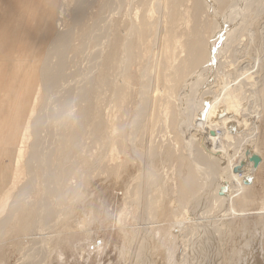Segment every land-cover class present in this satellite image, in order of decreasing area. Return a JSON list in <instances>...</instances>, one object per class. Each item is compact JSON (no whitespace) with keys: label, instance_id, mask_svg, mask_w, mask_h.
Instances as JSON below:
<instances>
[{"label":"bare ground","instance_id":"bare-ground-1","mask_svg":"<svg viewBox=\"0 0 264 264\" xmlns=\"http://www.w3.org/2000/svg\"><path fill=\"white\" fill-rule=\"evenodd\" d=\"M71 1L72 11L69 8ZM91 1H60V4L65 7L69 6L67 11H71L72 24L77 25L79 29L81 27L85 35L86 33L90 35L89 41L94 45L95 52L88 58H92L98 71L92 76L85 74L77 88L68 89L67 87L63 107L71 105L76 109L73 117H68L70 120L67 118L69 121L66 131H63V134H60L62 136L57 139L55 151L60 154V157L52 161L56 164L55 171L54 167V170L51 169V161H49L51 153L48 156L39 149L38 129L44 117L41 114L34 117V113L41 94L46 97L50 93L53 95L66 78L64 69L67 63L66 53L69 49L73 51L75 48L78 53L81 51L82 46L75 47L71 40L74 39L73 33L76 29L73 28L76 27L67 26L69 28L66 30L57 28L52 19L53 7L57 0H0V98L6 96L11 99L6 109L0 108V264H8L9 260L14 258L15 251L22 257L23 264H48V262L52 264L51 253L56 249L53 244L60 241L63 235L61 229L54 230L59 225L56 227L54 225L65 213L51 209L47 198L44 201L37 198L39 201L35 203L33 201V204L28 207L26 202H22L21 195L27 197L28 193L34 189L29 184L31 180H27L20 190L15 191L27 171H30L29 174L32 172L28 176L34 175L30 161L35 160L39 163L41 174H38L41 177H47L49 179L47 181H68L66 178L69 174L78 171L84 164V160L79 163V150L84 138L89 139L86 136L92 135L94 144L106 147L108 159L112 161L115 159V140L109 137L106 139V136L114 130H117V133L119 132L117 135H120L118 139L120 149L124 147L123 144H127L126 141L129 138L131 143V138H134L137 133L140 134L142 141L139 142V148H141L136 146L137 143L134 145L131 143V145L135 150L133 153H138L137 156L142 161V169L140 175L127 183L123 204L121 202L122 209H120L123 213V210L128 212L134 208L137 212L136 222L134 221L136 225L131 226V232L128 228H123L120 224V214L110 225L117 229L116 231L122 232L119 234L125 237L122 238L121 250L115 256L117 260L111 261V264H209L210 259H214L212 261L215 264H257L256 260L259 256L264 262V197L261 198L260 208L246 209L253 195L252 185L258 186V173L264 168V60L260 66L252 60L245 63L243 67H238L236 62H233L235 58H239L240 64L243 63L241 61L244 57L243 60L246 61L249 58L246 57V44L243 40L242 44L234 45L240 22L253 6H251L253 2L255 4L258 1L255 13L259 12V7L264 10V5L259 3L260 0H244L240 9L236 6L240 0H229L222 11L217 8L222 0H154L158 13L153 6L154 1H151L142 14L137 10L127 16L126 12L123 21L106 19L109 15H104L105 17L101 19L102 15L99 14L101 15L99 21L105 22V31L102 30L104 31L102 35L98 29L95 32L96 28L92 33L86 32L88 23L82 26L88 14L87 8L90 5L88 3H93ZM123 1L109 2L108 0L104 2L103 8L108 12L114 7L113 5H116L117 7L115 6L113 10H118ZM127 1L134 4H138L139 1L138 6L144 4L140 0ZM105 9L101 11L105 12ZM235 9H237L236 22L231 25L229 17ZM62 12L61 10L58 13L61 15ZM56 14L55 11L54 15L57 16ZM81 23L83 24L80 25ZM110 30L113 32L109 33ZM82 31L81 36L84 35ZM102 36H104L102 39L106 37L104 39L106 41L100 45L102 41L99 40ZM262 52L264 53V49ZM145 53L149 55L148 63L141 65L140 73H133L130 70L131 66L134 63L140 65ZM252 66L259 71L257 75L253 73ZM239 68L242 72H239ZM181 91L182 94H180ZM106 92L110 93L108 102L110 99V103H114L116 112H118L117 105L125 103L122 102L123 100L127 102L125 97L129 93L133 95V116L130 125H125L123 123L125 121L120 122L122 119L113 121L114 117L111 115H116L115 112L102 111L101 104L107 101L103 96ZM213 96L215 97L212 103L215 105L211 106L210 100ZM127 105L128 103H125V106ZM157 115H162L163 118L161 119L165 127L162 128V132L164 130L167 132L169 127L166 126L169 124L172 135L174 134L171 144V140L164 142L163 134L161 135L160 131L155 133L156 130L153 129ZM196 119H200L203 124L196 122ZM105 122L110 123L111 126L107 127ZM128 122L126 123L129 124ZM232 122L241 131L229 133L227 125ZM30 127H33V133L30 132ZM108 128H111V131H108ZM209 130H213L215 134L210 135ZM158 133H160L159 139H156L159 142L155 140ZM31 136L32 143L25 146L26 140ZM90 142L92 144L93 140ZM89 146L86 143L84 148ZM26 147L30 152L28 160ZM246 147L249 149L247 150ZM227 149L229 151L233 149V153H228ZM116 152L118 154V151ZM84 154H86L85 151ZM250 154L259 156L260 160L256 166L248 160L247 157ZM95 158V164L99 165L100 169L105 166V160L101 158V155ZM108 162L106 159L105 170L106 173L112 172L111 176L105 178L103 175L104 179L100 180V177L94 178L97 168L92 169L94 171L86 168L78 172L80 181L97 183L99 189L106 194L108 186L116 181L118 183L122 177L117 163L113 166L111 164L114 162ZM240 163L243 164L242 171L235 173L233 168ZM168 164L174 166L175 186L165 180L166 175L163 176V171L167 169ZM169 166L167 171L170 169ZM244 177L248 181H243ZM123 179L127 180L129 177ZM260 180V186L264 187L263 179ZM45 181L46 179L44 186ZM124 181L122 185L126 183H123ZM64 184L61 185L64 186ZM56 187L52 191V194L55 193L56 196H53L58 199L61 196L63 199L65 192ZM66 187L68 186L65 185L64 188ZM170 193L176 198V201L171 203L170 198L167 197ZM104 198L105 202L108 201L107 195ZM165 199L170 203L173 214H170L172 218L170 222H167L169 226L163 227L160 224V218L165 217ZM82 200L74 206L80 210L79 204H84L86 205L84 207L94 209L97 214L95 220L99 223V219L105 215L103 212H99L102 216L97 213L102 207L96 206L94 199ZM65 202H67L66 199ZM110 202L109 200L108 203ZM56 205H58L57 202ZM254 210H256L254 215H258V223H260L256 225L257 222H253V228H257L258 231L257 240L254 238L255 234L247 233L248 224L245 221L242 225L239 222L241 225L239 229L236 227L238 223L235 225L233 222L225 221L228 217L244 218L253 214ZM168 218L170 217H167V220ZM93 223L95 221H92V216H83L79 227L84 230L92 227ZM12 227H15L18 237L21 236L23 240L31 232L34 235V231L35 234L38 232L43 234H39V239L30 240L32 244L29 246L10 250L4 243L5 229ZM44 227L51 228L50 231L54 230L57 233L51 236L53 238H51L53 241L51 244L46 239L49 230L47 229L46 233ZM16 230L14 235L17 233ZM251 230L252 228L250 232ZM184 231L190 240L188 239L187 252L184 251L183 256L179 251H181L180 246L185 244V239L181 235ZM66 236L61 241L67 246L69 239L66 240ZM130 237L131 239L128 240ZM248 238L251 242L254 240L253 243L250 244V241L246 240ZM20 239L18 242L21 241ZM87 242L89 243V240ZM100 244L92 246L98 251L104 250ZM55 246L57 250L60 247L57 244ZM130 247L132 248L129 249ZM60 251L58 253L55 251L58 254L59 263L65 259Z\"/></svg>","mask_w":264,"mask_h":264},{"label":"rangeland","instance_id":"rangeland-1","mask_svg":"<svg viewBox=\"0 0 264 264\" xmlns=\"http://www.w3.org/2000/svg\"><path fill=\"white\" fill-rule=\"evenodd\" d=\"M60 1L61 0H57V2H56V4H54L55 6L53 7V16H52V19H53V21H55V25L57 26V28H59V30H66V28L68 29L70 26H73V27H76V28H73V29H78V31H76L75 30V32L73 33V35H74V39H71V40H73V42H72V44L73 45H75V47H76V45L78 46H82V48H81V51L78 53V52H76L75 50V48H74V46L72 45V49H73V51H75V52H73L71 49H69V51L66 53V61H67V63H66V67H65V69H64V72H65V77L66 78H64V81L62 82V84H61V86H59V88L57 89V91H55L54 93H53V95L56 93V94H58V95H51L52 93H50L49 95H47V97L46 96H44V95H42L41 94V96L39 97V99H38V101H37V108H36V111H35V113H34V117L35 116H40V114L44 117L43 118V121L41 122V125H40V127H39V129H38V136H39V139H40V143H39V149H40V151L43 153V154H47L48 156L50 155V153H51V156H49V161H51L50 162V164H51V169H53L54 170V168H55V171H56V164H54L52 161L54 160H56V159H58L59 157H60V154H58L56 151H55V147H56V143L58 142V140L57 139H59V137L60 136H62V135H60V134H63L62 132L63 131H66V129H67V126H68V121L70 120L69 118L71 117H73V113H74V111H75V106H71V105H69V107H63V100L65 99V97H66V95H67V90L68 89H70V88H77L78 86H80V84L82 83V78H83V76H85V74L86 75H94V74H96L97 72L96 71H98V67H96L97 65H95L94 64V62L92 61V58H88V57H91L92 56V54L95 52V47H94V45L92 44V42H90L89 40H91V38L90 37H88V36H90L89 34H87L86 33V35H85V33L81 30V27H80V29L77 27V25L75 26V25H73L72 24V19L70 20V18H71V11H72V9H71V7H72V1L70 2V10L71 11H67V6L65 7L63 4H60ZM108 0H92L91 2H93L92 4L91 3H88V5H89V7L87 8L88 10H87V12H88V17H87V15H86V17H85V19L83 20L84 22H85V24H83V23H81L80 25H82V26H86L87 25V23H88V25L86 26V28H87V30H86V32H89V33H92V32H94L93 30H94V28H96V30H95V32L96 31H98V30H100V34L102 33V35H104V31H105V22L104 21H99V20H101V19H103V16L104 15H109L108 16V18H106V19H109V18H112L114 21H115V19L116 20H122V19H124V17H125V15H127L128 16V14H133L135 11H137L138 10V12L140 13V14H142L143 13V11L145 10V9H147L148 7H149V4H150V2L151 1H154V0H140V2L143 4L142 6L141 5H139L138 6V4H139V1L138 0H136V1H138V4L137 3H130V2H128L127 0H124L123 2H122V4L118 7V10H113L114 8H115V6L116 5H113L114 7H112V9L110 8L109 9V11L108 12H106V9L105 8H103L104 7V2H107ZM112 0H109V2H111ZM146 1V2H145ZM229 0H222V1H220L219 3H218V5H217V8L218 9H221L222 11H223V9L224 8H226V6H227V2H228ZM256 2H258V1H256ZM256 2H255V4H254V2L251 4V6L252 7H250L251 9H249L248 11H247V15L246 16H244L243 17V19H242V21L240 22V24H239V29H238V36H237V38H236V40H235V42H234V45H236L237 43H239V44H242L243 43V41L245 42V44H246V53H247V55H246V57H249L248 59H247V61L246 60H243V59H245V57L242 59V61L241 62H243V63H240L239 64V62H240V60H239V58H235V60L233 61V62H236L235 64H237L238 65V67H243L244 66V64L245 63H247V62H249V61H251L252 60V62H256V64H258L259 66H260V64L262 63V61L264 60V53L262 52L263 51V49H264V10H262V9H260L261 7H259V9H258V13H255L256 11H257V6H256ZM154 3H155V1H154ZM244 3V0H240L237 4H236V6H237V8H240V7H242V4ZM259 3H261L262 5H264V0H260V2ZM59 5V6H58ZM103 5V6H102ZM124 7H123V6ZM134 5V6H133ZM223 5H224V7H223ZM132 6H133V9H132ZM138 6V7H137ZM154 6V8L155 7H157L156 6V3L153 5ZM117 7V6H116ZM121 7V8H120ZM101 9H105V12L104 11H101ZM121 9H123V10H121ZM241 9V8H240ZM63 11L62 12V14L60 15L58 12H60V11ZM155 10H156V13H158L157 12V8H155ZM237 9H235L233 12H232V15L229 17L230 18V24L231 25H234L235 24V22H236V19H235V11H236ZM55 11H56V15L57 16H55L54 15V13H55ZM124 11V12H123ZM227 11V10H226ZM225 11V12H226ZM103 14H102V13ZM127 12V13H126ZM138 12H136V13H138ZM126 13V14H125ZM94 14V15H93ZM99 14H101L102 15V17H101V15H99ZM125 14V15H124ZM60 15V16H59ZM96 15H98V16H96ZM114 15H115V17H114ZM69 16V17H68ZM101 17V19H100V17ZM94 17V18H93ZM105 17V16H104ZM119 17V18H118ZM58 18V19H57ZM90 18V19H89ZM57 19V20H56ZM92 19H94V20H92ZM70 20V21H69ZM123 21V20H122ZM59 22H60V24H59ZM99 23H101V24H99ZM71 24V25H70ZM62 25V26H61ZM91 25V26H90ZM95 27H94V26ZM60 26V27H59ZM67 26H69V27H67ZM91 28H90V27ZM100 26H101V28H100ZM104 27V28H103ZM89 28H90V30H89ZM103 28V29H102ZM98 29V30H97ZM122 29H123V27H122ZM71 30H72V28H71ZM102 30H104V31H102ZM81 31H82V34H84L83 36L85 37H83V36H81ZM236 31V30H235ZM80 32V34H78V33ZM111 32H113V30H110V32L109 33H111ZM108 33V34H109ZM78 39H77V38ZM104 36H102L101 37V40H99V41H102L101 43H100V45L103 43V41H104V39H106V37L104 38V39H102ZM80 38V39H79ZM84 38V39H83ZM88 38V39H87ZM83 39V40H82ZM75 40V41H74ZM85 40V41H84ZM243 40V41H242ZM81 41H83V42H81ZM89 41V42H88ZM106 41V40H105ZM105 41H104V43H105ZM76 42L78 43V44H76ZM87 42V43H86ZM81 43H83V44H81ZM103 43V44H104ZM91 45H92V50H91ZM86 47H88V49L86 50ZM143 49H145V47L143 46ZM89 50H91V53H89L90 51ZM85 51H88V52H85ZM72 52V53H71ZM86 53V54H85ZM87 53H89V54H87ZM91 54V55H90ZM81 55H82V57H81ZM88 55V56H87ZM163 55L165 56V54L163 53ZM162 55V56H163ZM148 54L147 53H145L144 54V56H143V58H142V62H141V64L140 65H135V63L131 66V68H130V70L133 72V73H140L139 71H141L140 70V68H141V65H145V64H147L148 62H147V60H148ZM90 60V61H92V62H90L87 58ZM85 58V59H84ZM83 60H84V62H83ZM82 61V62H81ZM85 62H87V63H85ZM90 62V63H89ZM83 63V64H82ZM143 63V64H142ZM89 64V65H88ZM87 65V66H86ZM81 66V67H80ZM83 66V67H82ZM79 67H80V69H79ZM88 69H87V68ZM84 68V69H83ZM252 71H253V73L254 74H258L259 73V71H257V69L255 68V66H252ZM92 70H94V71H92ZM76 72V73H75ZM84 72H86V73H84ZM94 72V73H93ZM96 72V73H95ZM131 72V73H132ZM239 72H242L241 70H240V68H239ZM67 87H68V89H67ZM5 90V89H4ZM66 90V91H65ZM59 92V93H58ZM214 92V91H213ZM212 92V93H213ZM60 94V95H59ZM106 94H108V95H106ZM109 92H106L103 96H104V98H106V99H104V100H107L106 101V103H103V104H101V109H102V111H104V113L105 112H107V113H110V112H115L116 113V115H111L112 117H114V119H112L113 121L114 120H117V121H120L121 119V121L120 122H123V121H125V122H123L125 125H130V123H131V120H132V109H133V103H132V101H134V97H133V95L132 94H128L127 96L129 97H125V100H127V102L126 101H122V102H125V103H128V105L127 106H125V103H123L124 104V107H123V104L121 105V104H118L117 106V111L118 112H116V111H114V110H116V106H113L114 105V103L112 102V103H110L111 102V100L109 99V102H108V97H110L109 96ZM50 95H51V98H50ZM57 97V98H56ZM214 97L215 96H213L212 97V99L210 100L211 102H210V104H211V106H214L213 105V99H214ZM129 99H130V101H129ZM107 102H108V105H107ZM10 103H11V99H9L8 97H6V96H3L2 98H0V108H2V107H5V109L10 105ZM47 105V106H46ZM110 105V106H109ZM130 105V106H129ZM246 105H247V103H246ZM106 106H108V107H106ZM120 106H122V108H119ZM210 106V105H209ZM45 107V108H44ZM128 107V108H127ZM131 107V108H130ZM125 108V109H124ZM72 109V110H71ZM110 109V110H109ZM127 109V110H126ZM119 110H120V112H119ZM124 110V111H123ZM67 111V112H66ZM122 111H123V113H122ZM124 112L127 114H124ZM122 113V114H121ZM71 114V115H70ZM130 114V115H129ZM162 114V113H161ZM118 115V116H117ZM120 115H125V116H123V117H129V118H124L123 119V117L122 116H120ZM129 115V116H128ZM33 116V115H32ZM115 116H116V118H115ZM131 116V117H130ZM155 116V115H154ZM34 117H32V118H34ZM69 117V118H68ZM120 117H122V118H120ZM157 117V118H156ZM155 117V124H154V126H153V129L154 130H156L155 131V133H157V132H161V135L163 136L162 138L165 140L164 142H168V141H170V144H171V142L173 141L171 138L173 137L174 138V134L172 135V131H171V129H170V126H169V124H167V132L164 130L163 132H162V130L164 129V124H163V122H162V115H157ZM67 118L69 119L68 121H67ZM118 118V119H117ZM162 118V119H161ZM62 119V120H61ZM128 119H130V120H128ZM66 120V121H65ZM111 120V121H112ZM129 122H128V121ZM199 121V123L200 124H203L201 121H200V119L198 120V119H196V122H198ZM126 122H128L129 124H127ZM163 124V126H162V124ZM67 124V125H66ZM159 124V125H158ZM105 125H107V127H110L111 125H110V123L108 124V122H105ZM66 126V127H65ZM31 128V129H30ZM29 129H30V132H32L33 131V127H30ZM163 128V129H162ZM111 128H108V131H111L110 130ZM55 132V133H54ZM116 134H115V133ZM114 132L113 131H111V137H110V135L108 136H106V139L109 137V139H113V140H115L114 142H115V145H114V149H115V159L112 161V160H109L108 159V151L107 150H105V146L104 145H101V144H97V143H95L94 144V138H93V136L92 135H89V136H86V137H88L89 139H86V138H84V140H83V142H82V145H81V147H80V162L79 163H81V160H84V164L82 165V168L80 167V169L78 170V171H76V172H72V173H70L69 174V176L66 178L68 181H66V180H61V181H59V180H51V181H47V180H49V179H47V177H41V175H39V174H41V169H40V166H39V163L37 162V161H35V160H31L30 162H31V165H32V167H33V170L32 171H34L33 172V174L34 175H31V176H28V175H30V174H32V172L29 174V172L27 171L26 172V175L24 176V178H22V180L20 181V183H19V185L16 187V190L15 191H17V190H20L21 188H22V186H23V184L24 183H26L27 182V180L29 181V180H31V182H29V184L30 185H32L33 187H34V189H33V191L32 192H30V193H28V195H27V197L26 196H24V195H21V197L20 198H22V202H26L27 204H26V206L28 207V206H30V205H32L33 204V201H34V203L35 202H37V201H39V200H41V199H43V201H44V199L46 200V198H47V203H48V205H49V207L51 208V209H54V211H63L65 214H63L64 216H62L61 218H60V220L59 221H57L56 222V224L54 225L55 227L57 226V225H59V226H57L54 230L56 231V229H61V231L63 232L62 234L65 236V235H67L66 237V240L67 239H69L68 240V244H67V246H66V243L65 242H62L61 241V239L62 238H64V236L62 237H60V241H57V242H54V244H53V247H55L56 249L54 250V252L53 253H51V263L52 264H68L69 262V264H111V261H116L117 260V257H115V256H117V254H118V252L121 250V248H122V241H123V239L125 238L122 234H119V233H122V232H120V231H116L117 229H115V228H112L110 225L112 224V223H114V220L116 219V217H117V215L118 214H120L121 215V221H120V224L123 226V228H128V230L131 232V226L132 227H134L135 225H134V223L136 222V219H135V217L137 216V212L134 210V208H131V210L130 211H128V212H126V211H124L123 210V213H122V211L120 210V209H122V204H123V200H124V194H125V190H126V185H127V183H129L134 177H136L137 175H140L141 174V169H142V161H141V159H140V157H138L137 155H138V153H136V152H134L133 153V151H135L134 149H132V145H134V144H136V146L139 148V142H141L142 140H141V137H140V134L139 133H137V134H139L138 136H136L135 135V137L134 138H131L132 139V145H131V143H130V138H129V140L128 141H126L127 142V144L125 143V145L123 144V148H121L120 149V144H119V141H118V139L120 138V135H117V134H119V132L117 133V130L115 131L114 130ZM165 132V133H164ZM33 133V132H32ZM65 133V132H64ZM113 133H114V135H113ZM49 134V136H47ZM54 134V135H53ZM57 135V136H56ZM113 135V136H112ZM130 135H131V132L128 134V136L130 137ZM160 135V133H158V135L156 134V136L157 137H155V140H158L159 139V136ZM54 136V137H53ZM56 137V138H55ZM113 137H118V138H113ZM127 137V136H126ZM166 137H168L169 139H167ZM31 138V139H30ZM90 138H92V139H90ZM156 138H158V139H156ZM30 140V141H29ZM91 140H93V142H92V144H91ZM117 140V141H116ZM136 140H138V141H136ZM141 140V141H140ZM168 140V141H167ZM87 141V142H86ZM134 141V142H133ZM136 141V142H135ZM30 142V143H29ZM113 142V141H112ZM116 142H118V144L116 143ZM157 142V141H156ZM158 142H159V140H158ZM32 143V136L31 137H29L27 140H26V142H25V146H29V144H31ZM86 143H87V146H89V145H91V147H90V149H89V147H86V148H84L85 146H86ZM89 143V144H88ZM96 145V146H95ZM41 147V148H40ZM126 147V148H125ZM82 148V149H81ZM118 148V149H117ZM141 148V147H140ZM139 148V149H140ZM42 149V150H41ZM86 149V150H85ZM88 149V150H87ZM94 149V150H93ZM123 149V150H122ZM234 149H236V147L234 148ZM26 150H27V152H26V154H27V160H28V158H29V149H27V147H26ZM127 150V151H126ZM84 151H85V153L86 154H84L83 155V153H84ZM91 151V152H90ZM93 151H95V152H93ZM107 151V152H106ZM116 151H118V154H117V152ZM227 151H228V153H233V149H231L230 151L227 149ZM120 152V153H119ZM82 154V155H81ZM136 154V155H135ZM229 154V155H230ZM88 155V156H87ZM101 155V158L102 159H104L105 160V166H102L101 167V169H100V167H99V165H96L95 164V157L96 156H100ZM106 155V156H105ZM105 156V157H104ZM118 156V157H117ZM53 158V159H52ZM94 158V159H93ZM131 158V159H130ZM135 158H136V160H135ZM52 159V160H51ZM106 159H107V162L108 163H112V162H114V164L112 163L111 165H113V166H115V164L117 163V166H119L118 167V170H119V172L122 174L121 176V179H119L118 180V183H117V181L114 183H111L109 186H108V189H107V193L106 194H104L102 191H101V189H99V187H98V184L97 183H92L91 181H88V182H84L83 183V181L81 182L80 181V178H79V175H78V172L80 171V170H85L86 168H88V170H92V169H94V168H97V170L95 171V173H96V176L94 177V178H96V177H100V180L101 179H104L103 178V175H104V177L105 178H107V177H109V176H111L112 175V172H107L106 173V165H107V163H106ZM117 159H118V161H117ZM127 160H129V161H127ZM119 161H121V163L119 162ZM88 162V163H87ZM123 162V163H122ZM127 162H128V164H127ZM138 162V163H137ZM131 163V164H130ZM53 164V165H52ZM91 164V165H90ZM119 164H121V165H119ZM87 165H89V167L87 166ZM110 165V164H109ZM123 165H124V167H123ZM129 165V166H128ZM140 165V166H139ZM171 167H170V166ZM174 165V164H173ZM86 166V167H85ZM98 166V167H97ZM138 166V167H137ZM168 166H169V170L171 171V174H169L170 173V171L168 170L167 171V169H168ZM168 166H166L167 167V169H164V173H163V176L164 175H166V177H165V180H167V182L168 183H172V184H170V185H172V186H175V180H174V171L175 170H173L174 169V166H172L171 164H168ZM54 167V168H53ZM133 167V168H132ZM104 168V169H103ZM123 168H125V169H123ZM134 168H135V170H134ZM137 168V169H136ZM138 168H140V169H138ZM100 169V170H99ZM172 169V170H171ZM95 170V169H94ZM94 170H92V171H94ZM99 170V171H98ZM127 170V171H126ZM101 171V172H100ZM102 171H105L104 173L102 172ZM125 171V173H123ZM131 171H132V173H131ZM99 172H100V175H99ZM127 172V173H126ZM39 173V174H38ZM103 173V174H102ZM129 173H130V175H129ZM102 174V175H101ZM133 174V175H132ZM135 174V175H134ZM169 174V175H168ZM260 174V175H259ZM124 175V176H123ZM171 175V176H170ZM34 176V178H31V177H33ZM36 176V177H35ZM46 176V175H45ZM129 177V179H123V178H126V177ZM131 176V177H130ZM29 177V178H28ZM70 177V178H69ZM26 178V179H25ZM72 178V179H71ZM167 178V179H166ZM46 179V185L44 186L43 185V183H44V180ZM260 179H263V181L262 182H264V168H263V170H261L259 173H258V186L257 185H252V189H253V195H252V197L250 198V200L252 201H250L249 202V206H247V208L246 209H249V208H260V206H259V204H260V201H261V198H263L264 197V187L263 186H260V182H261V180ZM89 180H91V179H89ZM123 180H125L123 183H125L124 185H122V181ZM33 181V182H32ZM37 181H39V183H37ZM21 182H22V184H21ZM55 182L57 183V184H55ZM60 182V183H59ZM61 182H63V183H65L64 184V186L66 185V186H68V187H66V189L64 188V186H62L61 184H63V183H61ZM72 182V183H71ZM67 183V184H66ZM83 183V184H82ZM137 183V182H136ZM136 183H135V186H136ZM58 184H60L61 185V187H60V185H58ZM88 184V185H87ZM56 185H58L57 187L59 188V189H61L62 191H64L65 192V195L63 196V199H62V197L61 196H59V199L57 198V197H54V196H56V194L54 193V194H52V191H53V189H55V187H56ZM94 185V186H93ZM134 185V184H133ZM53 186H55V187H53ZM90 186V187H89ZM93 186V187H92ZM111 186V187H110ZM122 186V187H121ZM56 187V188H57ZM97 187V189H93V188H96ZM57 188V189H58ZM63 188V189H62ZM71 188V189H70ZM72 188L76 191H74V190H72ZM65 189V190H64ZM91 189V190H90ZM122 189H124V190H122ZM47 192H46V191ZM97 190V191H96ZM54 191H56V190H54ZM69 191H73V192H69ZM89 191V192H88ZM92 191V192H91ZM99 191V192H98ZM110 191H111V193H110ZM121 191V192H120ZM124 191V192H123ZM46 192V193H45ZM75 192V193H74ZM98 193V195H96L97 193ZM102 192V193H101ZM74 195H73V194ZM91 193V194H90ZM93 193V194H92ZM113 193V194H112ZM114 193H115V195H114ZM37 194V195H36ZM45 194H47L46 196H45ZM72 194V195H71ZM171 194V195H170ZM167 197H169L170 199H169V201H170V203L171 202H173V201H176V198H175V195L174 194H172V193H170ZM30 195V196H29ZM34 195V196H33ZM41 195V196H40ZM54 195V196H53ZM80 195V196H79ZM90 195V196H89ZM107 195V200L109 201H111L110 203H108V201H104L105 200V198H104V196H106ZM258 195V196H257ZM29 196V197H28ZM33 196V197H32ZM40 196V197H39ZM45 196V197H44ZM58 196V195H57ZM66 196H68L67 198H66ZM77 196V197H76ZM78 196H79V198H78ZM97 196V197H96ZM100 196H101V198H100ZM26 197V199L28 198V200H23L24 198ZM60 197H61V199H60ZM65 197V198H64ZM86 197V198H85ZM89 197V198H88ZM39 200H38V199ZM69 198V199H68ZM100 198V199H99ZM122 198V199H121ZM174 198V199H173ZM59 201H61V202H59ZM65 199H66V201L67 202H65ZM78 199H80V200H82V201H84V200H93V202L94 203H96L95 205L96 206H98V207H102L101 209H100V211H98L97 213L99 214V212H103L105 215L101 218V219H99V223H97V220H95V218L97 217V214L95 213L96 211H94V209H92L91 207H84V206H86V205H84V204H79V209L80 210H78V208L77 207H75L74 206V204H76V203H78V202H81L80 200H78ZM120 199H121V201H120ZM36 200V201H35ZM101 200V201H100ZM117 200H118V203H117ZM51 203H49V202ZM116 201V202H115ZM120 201V202H119ZM254 201V202H253ZM55 204H54V203ZM56 202H57V204L58 205H56ZM65 202V203H64ZM104 204H103V203ZM121 202H122V204H121ZM259 202V203H258ZM29 203V204H28ZM62 203H64V204H62ZM71 203V204H70ZM98 203V204H97ZM170 203H168V201H166V199H165V205H166V210L164 211L165 213H164V215H165V217L163 216V219L162 218H160V224H162L163 225V227H166V226H169V224L167 223V222H170V220H171V218H172V215H170V214H173V210H172V207L169 205ZM263 203H264V199H263ZM53 204V205H52ZM45 205L47 206V204H46V201H45ZM52 206H54V208L52 207ZM68 206V207H67ZM104 206V207H103ZM81 207V208H80ZM59 208V209H58ZM114 208V209H113ZM58 209V210H57ZM66 209H67V211H66ZM70 210H71V212H70ZM73 210V211H72ZM93 210V211H92ZM112 210H113V213H112ZM132 210H133V212H132ZM66 211V212H65ZM121 211V212H120ZM255 212L253 213V214H251V215H249V216H244V218H232V217H228V219H225V221L226 222H233L234 224L235 223H238L237 225H236V227L239 229L240 228V226L242 225V222L244 223V221L248 224L247 225V227H246V230L248 231L247 233L248 234H250V235H256L254 238H255V240H257V238H258V231H257V228H253V225H254V223L253 222H257V224L256 225H258V224H260V223H258V219H259V217H258V215H254L255 213H256V210H254ZM70 214H69V213ZM72 213H74V214H72ZM70 216H69V215ZM94 214L96 215V216H94ZM110 214V215H109ZM113 214H114V216H113ZM87 215H89V216H92V221L94 222L95 221V223H93L91 226L92 227H87V228H85L84 230H82L79 226H80V220H81V218H83V216H87ZM124 215H125V217H124ZM66 216H69V217H66ZM72 216V217H71ZM99 216H102V213L101 214H99ZM108 217V218H107ZM128 217H130V218H128ZM167 217H170V218H168V220H167ZM64 218H66V219H64ZM249 220H248V219ZM69 219H70V221H69ZM133 221H132V220ZM241 219V220H240ZM253 219V220H252ZM105 220V221H104ZM124 220V221H123ZM127 220V221H126ZM130 220V221H129ZM164 220H167V221H164ZM235 222H234V221ZM103 221V223H101ZM123 221V222H122ZM135 221V222H134ZM151 221V220H150ZM149 221V222H150ZM163 221V222H162ZM224 221V222H225ZM252 221V222H251ZM106 222V223H105ZM122 222V223H121ZM124 222H126V223H124ZM239 222H241L240 224H239ZM252 224H251V223ZM60 223V224H59ZM151 223V222H150ZM245 223V224H246ZM103 224V225H102ZM250 224V225H249ZM107 225H109L108 226V228H107ZM240 225V226H239ZM16 227V226H15ZM15 227H12L14 230H16L15 229ZM12 228H10V229H5V241H4V243H5V245L6 246H8L9 247V249L10 250H12V248H13V250L14 249H18L19 247H21V246H29V245H31L32 244V241H30V240H33V239H39V237H40V235L39 234H43L42 232L40 233V232H38V233H36L35 234V231H34V235H32L33 234V232H31V233H29V235H28V237L26 236L25 237V239L23 240L22 239V237L21 236H19L18 237V232H17V230H16V235H14L15 234V231L14 230H11ZM110 228V229H109ZM252 228V230H251V232H250V229ZM44 229H45V232L47 233V231L49 230V232L46 234L47 236H46V239H48L47 241H49V244H51V243H53V241H52V235L53 234H56L57 235V233L54 231V230H52V231H50V229L51 228H48V227H44ZM48 229V230H47ZM104 229V230H103ZM255 229V230H254ZM94 230V231H93ZM98 230V231H97ZM106 230V231H105ZM191 230H193V228L191 229ZM11 231V232H10ZM13 231V232H12ZM103 232V233H102ZM130 232H128V233H130ZM256 232V233H255ZM8 233V234H7ZM9 233H11L10 235H9ZM70 233H72V235H70ZM96 233V234H95ZM253 233V234H252ZM120 236H119V235ZM9 237H8V236ZM36 235V236H35ZM70 235V236H69ZM182 238L184 237V239H185V244L181 247L180 246V248H181V251H179V253L181 254V255H183V254H185L186 252H187V248H188V243H189V236H187L186 237V233H185V231L184 232H182ZM15 236H17V237H15ZM34 236V237H33ZM103 236V237H102ZM58 237V236H57ZM77 237V238H76ZM95 237H96V239H95ZM99 237H101V238H99ZM52 238V239H51ZM74 238V239H73ZM87 238V239H86ZM123 238V239H122ZM6 239H8V240H6ZM17 239V240H16ZM19 239L21 240L20 242H18L19 241ZM77 239V240H76ZM91 239V240H90ZM131 239V237L130 238H128V240H130ZM189 239V240H188ZM29 240V241H28ZM58 240V239H57ZM75 241V242H73V241ZM79 240V241H78ZM87 240H89V243H91V244H89L88 242H87ZM246 240H251L250 238H248V239H246ZM245 240V241H246ZM14 241H17L16 243L14 242ZM70 241H71V244H70ZM81 241V242H80ZM254 241V240H253ZM253 241L251 242L250 241V244L251 243H253ZM79 242H80V244H79ZM86 242V243H85ZM191 242H193L192 240H191ZM19 243V244H18ZM73 243V244H72ZM76 243V244H75ZM98 243V245H99V243H101L100 244V246L101 247H103L104 248V250H97V249H94L93 248V246L92 245H95V244H97ZM18 244V245H17ZM21 244V245H20ZM55 244H57L58 245V250H57V246H55ZM79 244V245H78ZM87 244H89L88 246H87ZM17 245V246H16ZM20 245V246H19ZM77 247H75V246ZM81 245V246H80ZM97 245V246H98ZM13 246V247H12ZM71 246H72V248H71ZM74 246V247H73ZM67 247V248H66ZM86 247V248H85ZM80 248V249H79ZM132 247H130L129 249H131ZM68 249V250H67ZM82 249V250H81ZM90 249V250H89ZM184 249H186V250H184ZM61 250V251H60ZM63 250V251H62ZM72 250V251H71ZM89 250V251H88ZM55 251H57V253H58V251H60L61 253H62V255H63V257L65 258V259H63V262H61V263H59L60 261L58 260V254L55 252ZM71 251V252H70ZM75 251V252H74ZM127 251H128V249H127ZM132 251V250H131ZM184 251H185V253H184ZM22 252V251H21ZM74 252V253H73ZM69 254V255H68ZM93 254V255H92ZM97 255H99V256H97ZM55 256V257H54ZM66 256V257H65ZM184 256V255H183ZM258 256V255H257ZM13 257L14 258H12L11 260H9V263L10 264H23L22 263V257L20 256V255H18V253L15 251V252H13ZM71 257V258H70ZM91 257V258H90ZM55 258V259H54ZM69 258V259H68ZM80 258V259H79ZM49 259V258H48ZM57 259V260H56ZM66 259H68V260H66ZM73 259V260H72ZM75 259V260H74ZM86 259V260H85ZM214 261V259H210L209 260V264H215V262H213ZM14 261V262H13ZM78 261V262H77ZM17 262V263H16ZM47 262H48V260H47ZM212 262V263H211ZM256 262H257V264H264V262H263V260L260 258V256L259 257H257V260H256ZM8 263V264H9ZM48 264H49V262H48Z\"/></svg>","mask_w":264,"mask_h":264},{"label":"water","instance_id":"water-1","mask_svg":"<svg viewBox=\"0 0 264 264\" xmlns=\"http://www.w3.org/2000/svg\"><path fill=\"white\" fill-rule=\"evenodd\" d=\"M180 94H182V91L180 92ZM227 128H228L227 130H228L229 133H236L237 131H241L240 128L236 127V124L234 122H232L229 125H227ZM209 133L212 136L215 134V132L213 130H209ZM246 149L248 150L249 148L246 147ZM247 158H248V160H250L253 163L254 166H256L259 163V160H260L259 156H257L256 154H250L249 157H247ZM242 166H243V164H241V163L236 165L233 168V171L235 173L241 172L242 171ZM243 181L246 182V181H248V179L246 177H244Z\"/></svg>","mask_w":264,"mask_h":264}]
</instances>
